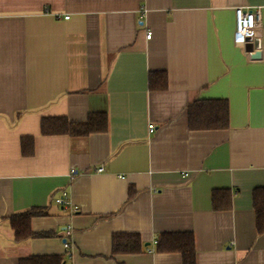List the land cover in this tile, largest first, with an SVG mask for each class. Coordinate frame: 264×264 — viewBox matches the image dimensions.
Returning a JSON list of instances; mask_svg holds the SVG:
<instances>
[{"label":"crops","instance_id":"obj_1","mask_svg":"<svg viewBox=\"0 0 264 264\" xmlns=\"http://www.w3.org/2000/svg\"><path fill=\"white\" fill-rule=\"evenodd\" d=\"M240 7H260L263 21L237 48ZM155 72L167 90H149ZM194 100H225L228 129L190 131ZM98 112L106 133L39 134L41 118ZM260 187L264 0H0V264H182L154 241L189 232L195 264H264L251 200ZM216 189L232 192L230 211L212 210ZM64 191L66 208L54 204ZM29 209L43 212L30 230L47 236L16 241L9 219ZM116 233L138 234L142 251L113 256Z\"/></svg>","mask_w":264,"mask_h":264},{"label":"trees","instance_id":"obj_2","mask_svg":"<svg viewBox=\"0 0 264 264\" xmlns=\"http://www.w3.org/2000/svg\"><path fill=\"white\" fill-rule=\"evenodd\" d=\"M167 75L165 72L150 73L148 87L152 92L167 90ZM187 128L190 131L226 130L229 125L228 103L225 100H194L187 106ZM84 122H71L62 117L41 118L39 134L43 136L65 135L84 137L91 134L106 133L108 117L103 112L90 113ZM34 138L31 136L20 139L21 155L24 158L34 154ZM232 192L216 189L211 194L212 210L230 211ZM255 214V229L258 236L264 233V187L255 189L251 196ZM43 212L29 209L26 212L15 214L9 219L14 240L24 241L32 237H44V234H35L30 230V219ZM157 253H175L181 256L182 264H195V245L192 233L161 234L154 241ZM112 255H131L142 251L138 234L116 233L111 239ZM62 257L30 256L17 264H66Z\"/></svg>","mask_w":264,"mask_h":264},{"label":"built area","instance_id":"obj_3","mask_svg":"<svg viewBox=\"0 0 264 264\" xmlns=\"http://www.w3.org/2000/svg\"><path fill=\"white\" fill-rule=\"evenodd\" d=\"M234 12V32H233V39L234 46L237 48L245 47L247 44L253 42L255 38V34L257 29L261 27L263 21V11L260 7H240L235 8ZM68 16H64V20L68 19ZM151 36V32L147 31L146 39H149ZM254 52L250 51L248 53L249 57H253ZM149 130L152 129V126L148 127ZM101 169L98 171L100 172ZM74 171H70V175ZM54 204L57 206H61L62 208L69 207L68 205V192H62L57 196L54 200ZM74 208L71 212H74ZM63 248L68 251L69 245L66 241L63 242Z\"/></svg>","mask_w":264,"mask_h":264},{"label":"water","instance_id":"obj_4","mask_svg":"<svg viewBox=\"0 0 264 264\" xmlns=\"http://www.w3.org/2000/svg\"><path fill=\"white\" fill-rule=\"evenodd\" d=\"M256 53H258V52H256ZM256 55H258V54H256ZM254 58V57H253Z\"/></svg>","mask_w":264,"mask_h":264}]
</instances>
